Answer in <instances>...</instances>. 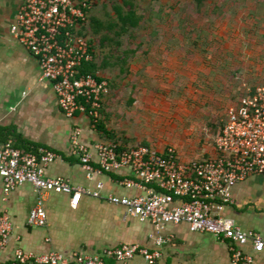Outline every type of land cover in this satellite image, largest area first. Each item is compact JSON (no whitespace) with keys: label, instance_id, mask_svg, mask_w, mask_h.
Returning a JSON list of instances; mask_svg holds the SVG:
<instances>
[{"label":"built area","instance_id":"built-area-1","mask_svg":"<svg viewBox=\"0 0 264 264\" xmlns=\"http://www.w3.org/2000/svg\"><path fill=\"white\" fill-rule=\"evenodd\" d=\"M94 0H25L12 24V35L37 58L43 77L53 82L58 103L69 117L77 112L87 115L93 126L102 117L105 96L110 93L109 80L98 72L81 73L84 63L93 62L95 54L89 38L80 32L88 17L87 8ZM99 76V77H98ZM72 153L79 158L89 175L129 169L134 178L120 182L144 192L134 197L110 195L112 203L125 207L126 214L150 221L160 232L168 224L186 223L193 232L210 233L229 242L236 264H264L245 250L264 252V236L245 230L223 214L234 202L233 189L252 174L264 175V80L255 89L229 105L215 144L217 155L182 160L176 146L160 150L140 144L122 147L121 142L104 141L94 146L80 140V130L72 135ZM97 157L95 158L94 150ZM60 155L41 148L24 151L9 140L0 150V174L6 191L31 183L37 192L28 223L48 224L46 193L55 190L81 197L99 195L61 177L47 175V167ZM103 187V183H99ZM13 225L8 215H0V247L6 245ZM158 247L170 238L162 233L149 234ZM130 260L142 256L151 264L161 257L159 249L141 244H121L101 253L76 257L77 264H103L105 257ZM61 252L33 254L18 248L11 260L0 264H70Z\"/></svg>","mask_w":264,"mask_h":264},{"label":"crops","instance_id":"crops-1","mask_svg":"<svg viewBox=\"0 0 264 264\" xmlns=\"http://www.w3.org/2000/svg\"><path fill=\"white\" fill-rule=\"evenodd\" d=\"M24 1L0 0V150L9 140L24 151L30 144L32 148L35 144L39 149L52 150L60 157L48 165V176L61 177L73 185L98 191L99 195L85 193L74 198L50 190L45 201L48 224L34 226L28 223V217L37 200L35 188L31 183H24L6 191L0 174V215H8L13 225L6 245L0 247V260L13 259L17 249L22 248L33 254L61 252L71 258L70 264H77L78 256L96 255L121 244H141L160 250L161 257L156 264H236L228 241L210 233L193 232L186 223L168 224L158 232L150 221L126 214L125 207L109 200L110 195L134 197L144 191L120 182L126 176L134 178L129 169L89 175L72 153V135L76 129L80 130V140L90 146L114 140L94 127L87 115L77 112L69 117L62 111L53 82L43 77L37 58L12 35V24ZM109 95L103 101L102 117L106 128L118 133L111 119L114 109ZM151 98L152 104L154 96L148 99ZM5 128L11 131H7L8 138L2 139ZM126 136L128 146L137 141L128 133ZM144 144L151 145L148 141ZM179 147L180 158L185 161L217 155L215 142L202 145L189 142L188 146ZM196 150L200 151L197 156ZM94 155L96 158L95 150ZM263 178L262 174H252L239 182L233 189L234 202L223 214L243 229L255 230L264 236V194L260 196L256 188ZM100 182L103 187H99ZM247 189L251 190L250 196L243 198ZM152 232L162 233L170 240L158 247L149 237ZM245 250L264 263V252H254L251 243ZM103 264L151 263L142 256L125 261L107 256Z\"/></svg>","mask_w":264,"mask_h":264},{"label":"rangeland","instance_id":"rangeland-1","mask_svg":"<svg viewBox=\"0 0 264 264\" xmlns=\"http://www.w3.org/2000/svg\"><path fill=\"white\" fill-rule=\"evenodd\" d=\"M98 1L90 16L105 24L109 13L116 18L113 4L122 0ZM134 3L142 19L128 32L87 27L98 72L110 83L118 139L128 133L137 139L132 146L148 141L160 150L214 144L227 107L263 83L264 0ZM105 35L111 40L102 42ZM256 188L264 194V178Z\"/></svg>","mask_w":264,"mask_h":264},{"label":"trees","instance_id":"trees-1","mask_svg":"<svg viewBox=\"0 0 264 264\" xmlns=\"http://www.w3.org/2000/svg\"><path fill=\"white\" fill-rule=\"evenodd\" d=\"M198 1H199V3L202 2V0H198ZM98 3H99L98 0H94L90 4V6H88V8H87L88 17H87L86 21L82 22V27L80 29V32L89 38L91 48L95 54V60L93 62L84 63L80 69V72L81 73H92L94 75L98 74V70L100 68V65L96 62V59H97L96 54L97 53L95 50L94 40H93V38H90L88 36V30H87L88 24L92 22L91 24L94 27V31L96 33L97 32L99 33L100 29L105 26L107 29L114 30L116 35H122V34L128 32L130 28L137 27L139 25L141 19H142V15L138 14V12L136 10L134 0H122L119 3L113 4V11L116 15V18H114V16H112L113 15L112 13H109V15L112 19L109 20L105 24L102 21H100V19H98L94 16H90V12L92 11L93 7L96 6ZM116 27H119L120 29L115 30ZM107 40H111V37L109 35H105L102 37V42L107 41ZM102 77H105V76L102 75ZM101 114H103V107L101 109ZM96 127L100 131H103V133H105L110 139H112L116 142H120V140L118 139L119 138L118 133H116L114 131H110L106 128V125L103 121V117H101L99 119V121L96 123ZM7 131L10 132L11 130H8V128H5L4 129V135H3L2 139L5 137L6 138L9 137V134L7 133ZM24 142H25V140H24ZM23 144L21 145L22 147H24ZM25 144H26V142H25ZM31 145L32 144L25 146L27 151H32V152H38L39 151V147L37 145L34 144L33 148L31 147ZM127 146H128L127 139L124 138V142L122 141V147L124 148Z\"/></svg>","mask_w":264,"mask_h":264}]
</instances>
